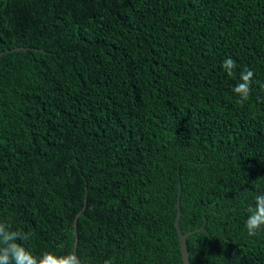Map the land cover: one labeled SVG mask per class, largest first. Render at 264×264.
<instances>
[{"label": "trees", "instance_id": "obj_1", "mask_svg": "<svg viewBox=\"0 0 264 264\" xmlns=\"http://www.w3.org/2000/svg\"><path fill=\"white\" fill-rule=\"evenodd\" d=\"M6 50L0 241L67 256L82 211V264H182L179 199L191 264H264V0H0Z\"/></svg>", "mask_w": 264, "mask_h": 264}, {"label": "clouds", "instance_id": "obj_2", "mask_svg": "<svg viewBox=\"0 0 264 264\" xmlns=\"http://www.w3.org/2000/svg\"><path fill=\"white\" fill-rule=\"evenodd\" d=\"M223 68L227 70L228 75H233V69L235 68V61L231 58L226 59L223 62ZM254 76V72L245 68L241 74V83L233 88V92L240 97L238 102H244L249 99L251 93V83ZM250 215L248 216L245 227L249 236H255L258 231L264 230V194L255 197V207L249 209ZM3 223H0V232L3 231ZM17 232H12L0 244H7V248H3L4 255L0 256V264H78L77 257L74 253H69L67 256H56L51 252L43 254L42 258H37L30 250H27L24 246L13 243L12 239ZM11 253L9 258L8 253Z\"/></svg>", "mask_w": 264, "mask_h": 264}, {"label": "water", "instance_id": "obj_3", "mask_svg": "<svg viewBox=\"0 0 264 264\" xmlns=\"http://www.w3.org/2000/svg\"><path fill=\"white\" fill-rule=\"evenodd\" d=\"M22 49H25V48H14L13 50L14 51H19V50H22ZM27 49V48H26ZM10 50H6V51H1L0 52V57L8 52ZM180 185H179V190H178V195L180 194ZM84 203L86 204V200H84ZM175 207H176V217H175V220H174V228L176 230V234H177V237H178V242H179V248H180V254H181V259H182V264H191L190 263V259H189V252H188V249H187V238L191 235H193L194 233H197V232H206L205 230V227L202 226L201 228L199 229H196V230H192V231H188L186 233H183L179 227V220H180V217H181V212H180V207H179V199H177V202L175 204ZM82 211L78 212L74 218V221H73V227H74V230H75V242H74V254L76 255V249H77V238H78V235H77V219L78 217L81 215ZM77 257V256H76ZM77 261H78V264H82L79 259L77 258Z\"/></svg>", "mask_w": 264, "mask_h": 264}]
</instances>
